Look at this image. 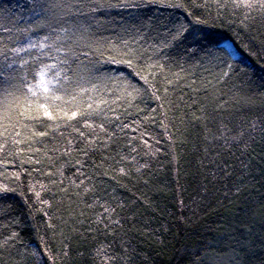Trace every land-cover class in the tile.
<instances>
[{"label":"trees","instance_id":"trees-1","mask_svg":"<svg viewBox=\"0 0 264 264\" xmlns=\"http://www.w3.org/2000/svg\"><path fill=\"white\" fill-rule=\"evenodd\" d=\"M245 3L0 0V264H264Z\"/></svg>","mask_w":264,"mask_h":264},{"label":"rangeland","instance_id":"rangeland-1","mask_svg":"<svg viewBox=\"0 0 264 264\" xmlns=\"http://www.w3.org/2000/svg\"><path fill=\"white\" fill-rule=\"evenodd\" d=\"M230 45L232 46V48L230 47ZM224 47L229 50V52L234 56V57H238L239 54L236 52V50L234 49L233 45L227 41L224 43Z\"/></svg>","mask_w":264,"mask_h":264},{"label":"snow or ice","instance_id":"snow-or-ice-1","mask_svg":"<svg viewBox=\"0 0 264 264\" xmlns=\"http://www.w3.org/2000/svg\"><path fill=\"white\" fill-rule=\"evenodd\" d=\"M245 7H253L254 5L251 3V0H247V3L244 4Z\"/></svg>","mask_w":264,"mask_h":264},{"label":"bare ground","instance_id":"bare-ground-1","mask_svg":"<svg viewBox=\"0 0 264 264\" xmlns=\"http://www.w3.org/2000/svg\"><path fill=\"white\" fill-rule=\"evenodd\" d=\"M230 47L232 48V46L230 45Z\"/></svg>","mask_w":264,"mask_h":264}]
</instances>
